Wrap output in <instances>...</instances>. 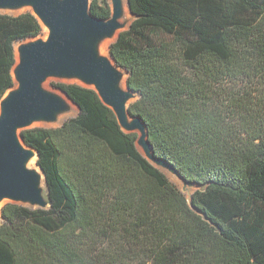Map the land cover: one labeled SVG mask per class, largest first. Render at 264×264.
Returning <instances> with one entry per match:
<instances>
[{
  "label": "trees",
  "instance_id": "trees-1",
  "mask_svg": "<svg viewBox=\"0 0 264 264\" xmlns=\"http://www.w3.org/2000/svg\"><path fill=\"white\" fill-rule=\"evenodd\" d=\"M109 45L139 97L157 156L201 185L190 203L124 132L96 91L55 83L79 106L58 127L21 131L50 207H1L0 264H264V0H129ZM91 12L110 15L107 0ZM42 32L0 13V98L14 42Z\"/></svg>",
  "mask_w": 264,
  "mask_h": 264
},
{
  "label": "water",
  "instance_id": "water-1",
  "mask_svg": "<svg viewBox=\"0 0 264 264\" xmlns=\"http://www.w3.org/2000/svg\"><path fill=\"white\" fill-rule=\"evenodd\" d=\"M107 1L110 15L102 18L91 12L90 0H0V13L30 11L47 30L45 37L39 36L41 32L14 42V85L0 98L1 207L8 201L33 208L50 207L45 173L37 164V150L26 144L21 135L23 129L33 126L58 127L53 125L67 118L74 107L79 112L77 103L64 90L47 86L50 78L94 89L102 103L113 111L121 130L137 134L135 143L142 155L169 178L166 171L181 181L178 187L189 203L193 191L203 189L154 153L144 120L130 112L129 106L139 94L127 86L128 72L111 57L109 45L129 27L135 14L129 0V17L125 0ZM105 42L108 53L102 52ZM34 158L36 164L30 165Z\"/></svg>",
  "mask_w": 264,
  "mask_h": 264
},
{
  "label": "rangeland",
  "instance_id": "rangeland-1",
  "mask_svg": "<svg viewBox=\"0 0 264 264\" xmlns=\"http://www.w3.org/2000/svg\"><path fill=\"white\" fill-rule=\"evenodd\" d=\"M92 1L94 0H90V2L92 3ZM99 3H102V0H97ZM47 34V30L43 27L42 29V33L39 35L40 37H45ZM108 44V43H107ZM106 52L108 53V48H106ZM62 81H66V80H60V79H55V78H50L48 81H47V86L49 87H52L54 88L53 86L55 85V83H60ZM78 113V107H74L73 111L70 113V115H68L67 118L69 117H73L75 115H77ZM67 118L63 119L61 122H59L58 124L56 125H53V126H59L61 125V123L66 120ZM42 125H46V124H42ZM33 164V163H32ZM34 164H36V161L34 160ZM166 173L170 176V178L179 186L181 187L182 183L180 180H178L175 176H173L171 173L167 172ZM47 192V190H46ZM2 221V217H1V206H0V222Z\"/></svg>",
  "mask_w": 264,
  "mask_h": 264
},
{
  "label": "bare ground",
  "instance_id": "bare-ground-1",
  "mask_svg": "<svg viewBox=\"0 0 264 264\" xmlns=\"http://www.w3.org/2000/svg\"><path fill=\"white\" fill-rule=\"evenodd\" d=\"M125 9H126V17H129V16H130V12H129V9H128V6H127V3H126V0H125ZM107 43H108V42H105V43L103 44V46H102V52H103V53L106 52ZM34 160H35V158L32 159V160L30 161V165H35V164H34ZM32 163H33V164H32Z\"/></svg>",
  "mask_w": 264,
  "mask_h": 264
}]
</instances>
